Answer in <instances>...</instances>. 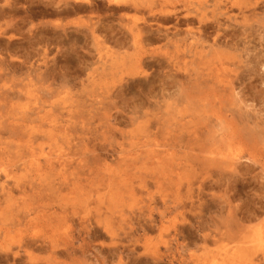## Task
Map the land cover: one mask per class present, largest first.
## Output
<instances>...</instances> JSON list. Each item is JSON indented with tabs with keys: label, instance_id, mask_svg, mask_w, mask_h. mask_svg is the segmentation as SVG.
I'll return each instance as SVG.
<instances>
[{
	"label": "rangeland",
	"instance_id": "rangeland-1",
	"mask_svg": "<svg viewBox=\"0 0 264 264\" xmlns=\"http://www.w3.org/2000/svg\"><path fill=\"white\" fill-rule=\"evenodd\" d=\"M241 45L264 0H0V264H264Z\"/></svg>",
	"mask_w": 264,
	"mask_h": 264
},
{
	"label": "bare ground",
	"instance_id": "bare-ground-1",
	"mask_svg": "<svg viewBox=\"0 0 264 264\" xmlns=\"http://www.w3.org/2000/svg\"><path fill=\"white\" fill-rule=\"evenodd\" d=\"M149 2V1H148ZM146 3V2H145ZM145 3H136V2H134V3H131V4H129V7H125V5H123L122 7L125 9V8H128L129 10L131 9V10H134V11H136V12H138V13H140V12H147V15H156V13H158L159 15H176L175 13H172V12H169V11H165V10H157V11H153V4L151 5L150 3H148V5L147 4H145ZM117 6H119L118 4H117ZM163 6V5H162ZM122 7H119V9L118 10H121L122 9ZM194 8V7H193ZM151 17H153V16H151ZM174 18V17H173ZM153 19V18H152ZM151 19V20H152ZM156 21V20H155ZM154 21V22H155ZM184 21H186V20H184ZM186 23V22H185ZM149 26V25H148ZM216 26V25H215ZM148 28V27H147ZM151 28V27H150ZM135 30H137V29H135ZM138 30H139V28H138ZM151 30V29H150ZM130 31V30H129ZM143 30H141L140 32H142ZM159 31V30H158ZM143 32H145V31H143ZM130 33H132V32H130ZM129 33V34H130ZM135 33V32H134ZM138 33V32H137ZM136 34V33H135ZM134 35V34H133ZM138 36H139V34H137ZM160 35V34H159ZM166 35V34H165ZM194 35V34H193ZM146 36V35H145ZM158 36V35H157ZM163 36V35H162ZM159 37V36H158ZM60 38V37H59ZM140 38H141V36H140ZM144 38V37H143ZM153 37H151L150 36V38H149V41L152 39ZM155 38V37H154ZM133 39V38H132ZM148 39H146V41H147ZM154 40V39H153ZM169 40V39H168ZM145 41V42H146ZM143 42V41H142ZM159 43H161V42H159ZM168 43V42H167ZM142 45V44H141ZM245 45H247V44H245ZM242 46V45H241ZM185 47V46H184ZM238 46H235V49L237 48ZM253 48V49H252ZM254 48L255 47H253V46H251V49L249 48V47H245L244 45L239 49V48H237V51H240L241 50V55H242V57H244L245 58V63H243L242 64V66H240L239 68H237L239 71H240V75H239V78L243 75L244 76V73H246L248 70V68L247 67H251L252 65H254L255 67H259V71H262L263 73H264V60L262 61V62H260V61H256V59L257 60H259L258 59V56H255V55H252L253 53H254ZM182 51V50H181ZM177 52V51H176ZM168 53V52H167ZM185 53V52H184ZM260 53H262V52H260ZM179 54H180V52H179ZM263 54H264V52H263ZM168 55V54H167ZM173 56V55H172ZM194 56V55H193ZM174 57H176V56H174ZM251 57H254L253 59L254 60H251ZM143 61V60H142ZM184 61V60H183ZM143 63V62H142ZM147 63V62H146ZM187 65V64H186ZM192 66V65H191ZM247 68V69H246ZM244 70H245V72H244ZM247 70V71H246ZM237 72V71H236ZM253 73V72H252ZM166 75V74H165ZM249 76V75H248ZM235 77V76H234ZM248 78V77H247ZM242 77L240 78V80H239V83L241 84L242 83ZM164 80V79H163ZM196 81V80H195ZM246 81V80H245ZM256 81V80H255ZM164 82V81H163ZM248 82V81H247ZM252 82V81H251ZM250 81H249V83H247L246 85H245V83H244V85H245V88H247V89H251V87H252V85H253V83H251ZM226 84H228L229 86L228 87H230L229 88V90H231V86H232V81H228V83H226ZM260 85L259 86H262V85H264V84H262V82L260 81V83H259ZM241 86H242V84H241ZM226 87V86H225ZM243 87V86H242ZM179 88V87H178ZM239 89H240V87H239ZM254 89V88H253ZM233 91V90H232ZM240 94H241V92H240ZM240 97H242V96H240ZM184 100V99H183ZM224 100V99H223ZM154 101V100H153ZM241 100H238L237 102H240ZM242 103V102H241ZM233 104V103H232ZM247 112V111H246ZM253 114V113H252ZM259 114V113H258ZM251 119V118H250ZM251 121V120H250ZM257 122V121H256ZM254 123V125H255V127H260L261 125H258L257 123L259 122H257V123ZM263 124H264V122H262ZM262 127H264L263 125H262ZM261 127V128H262ZM243 136V135H242ZM196 157V156H195ZM200 160V159H199ZM212 164V163H211ZM192 165V164H191ZM201 171V170H200ZM207 171V170H206ZM50 244V243H49ZM23 248V247H22ZM29 249V248H28ZM8 261V260H7ZM17 263V262H16Z\"/></svg>",
	"mask_w": 264,
	"mask_h": 264
}]
</instances>
